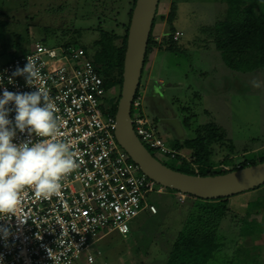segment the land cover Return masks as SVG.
Instances as JSON below:
<instances>
[{"label": "built area", "instance_id": "1", "mask_svg": "<svg viewBox=\"0 0 264 264\" xmlns=\"http://www.w3.org/2000/svg\"><path fill=\"white\" fill-rule=\"evenodd\" d=\"M182 35L177 29L172 40ZM113 88L81 47L35 42L0 57V264H74L81 256L93 263L106 234L125 236L141 212H157L150 194L165 188L118 144ZM143 95L138 88L132 101L133 129L146 147L175 159L147 127Z\"/></svg>", "mask_w": 264, "mask_h": 264}, {"label": "rangeland", "instance_id": "2", "mask_svg": "<svg viewBox=\"0 0 264 264\" xmlns=\"http://www.w3.org/2000/svg\"><path fill=\"white\" fill-rule=\"evenodd\" d=\"M128 1L131 0H0V57H7L9 52H29L35 42H42L50 47H81L91 58L95 51L94 41L99 38V27L124 32L122 24L128 22ZM170 5L175 11L172 26L183 35L174 43L177 54L164 56L168 69L164 74L165 86H159V98L169 103L171 111L180 120L185 139L198 140L204 148L210 145L213 149L210 162L214 167L225 157H228L226 163L229 165L244 163L245 159L259 160L264 155V68L235 73L215 49L210 29L225 19L227 0H159L152 33L162 23L160 14L167 15ZM163 21L166 26V18ZM146 71L147 57L139 82L141 90L144 89ZM167 84L173 86L169 88ZM112 93H118V87H114ZM147 95L149 92L146 95L144 92L142 101V114L149 121L147 127L178 155H187L182 151L185 148L193 152L181 144L178 132L167 127L166 132L162 129L155 118L157 110L151 109L145 100ZM164 106L160 104L161 110H165ZM146 148L168 166L190 170L189 166L181 167L180 159H170L148 146ZM176 193L167 188L161 193L150 194L157 213L141 212L131 221L134 228L125 236L110 232L97 242L99 254H95L93 263L81 256L74 264H165L170 245L190 206L187 197L179 202ZM256 199H264V185L229 199L231 213L228 217L233 216L234 220L232 223L224 220L226 246L216 253L211 264H228L227 255H232L237 245H244L239 229H234L231 224L238 222L247 203ZM255 206L253 203L249 208ZM252 217L257 222L253 226L255 232L247 238L256 244L258 252L263 250L259 255L264 263V249L259 246L264 244L261 230L264 212L252 214ZM236 236L239 237L237 242Z\"/></svg>", "mask_w": 264, "mask_h": 264}, {"label": "trees", "instance_id": "3", "mask_svg": "<svg viewBox=\"0 0 264 264\" xmlns=\"http://www.w3.org/2000/svg\"><path fill=\"white\" fill-rule=\"evenodd\" d=\"M227 2L228 8L225 19L218 21L210 29L215 49L221 53L224 63L235 72L246 73L264 68V0H227ZM128 4H130L128 22L122 24L124 32L117 33L114 29L107 30L103 29L102 26L99 27V38L94 41L95 51L91 56L95 68L103 79L104 86L106 88L118 87V97L113 108V114L116 112L120 95L127 30L135 0L128 1ZM174 12L173 5H170L167 15H160L159 19L166 18L167 22L161 48L167 46L169 50L175 51L178 49L174 43L178 41L172 40V33L177 30L172 26ZM119 40L120 42H118ZM156 44L151 29L145 57ZM208 128L211 129V127ZM184 144L193 151L189 159L187 160L178 154L175 159H180L181 167L183 165L189 166L190 170L171 168L188 174L202 176L221 174L239 169L236 168L237 164L242 168L264 161V155L259 160L245 159L244 163H236L232 165L230 170L223 171L211 164L210 158L213 149L209 147L210 145L208 147L205 145L204 148L198 140L187 139H185ZM185 160L191 165H187L188 162ZM227 160L228 157H225L220 162L226 163ZM258 188L261 186L252 190ZM187 198L190 206L181 229L170 245L165 264H211L216 259V253L223 251L226 246L227 234L224 236V220L231 223L234 220L233 216L228 217L231 213L228 206L230 198L212 200L192 196ZM253 203L256 204L255 208H249ZM247 204L244 215L238 222L231 224L234 229L235 227L239 229V237L242 238L244 245H237L232 255H227L228 264H233L234 261V264H264L259 255L263 250L258 252L256 244L250 241L251 238H247L255 232L253 226L254 223H257L252 214L264 212V199L249 201ZM133 228L134 225L131 223L130 231ZM261 230L264 232V228ZM239 237L236 236L235 240ZM263 245L259 244L264 249ZM258 258H260L261 263Z\"/></svg>", "mask_w": 264, "mask_h": 264}, {"label": "water", "instance_id": "4", "mask_svg": "<svg viewBox=\"0 0 264 264\" xmlns=\"http://www.w3.org/2000/svg\"><path fill=\"white\" fill-rule=\"evenodd\" d=\"M159 0H135L127 30L120 95L115 114V137L131 160L149 179L165 189L204 200L230 198L264 185V161L215 175L188 174L157 159L140 141L131 122V105L139 88L150 31ZM160 96L159 86L155 87ZM156 119L166 127L182 131L177 119L159 111ZM169 129V130H170ZM170 130V131H171ZM169 131V132H170Z\"/></svg>", "mask_w": 264, "mask_h": 264}, {"label": "crops", "instance_id": "5", "mask_svg": "<svg viewBox=\"0 0 264 264\" xmlns=\"http://www.w3.org/2000/svg\"><path fill=\"white\" fill-rule=\"evenodd\" d=\"M160 15H166V14H162L161 13ZM160 22H162V23L157 28L156 32H154V36H160L161 35V36L164 37V30L166 29V26H165V23L163 24V22H164L163 20H161ZM162 43H163L162 41L160 43L157 42V44L153 45V47L150 49V51L147 54V71H146V77L144 79V84H143L144 85V89H143V91L145 92V95L149 92V95H147L145 100H146L147 104L150 106L151 109H155L157 111L160 110V112L165 117H170V118L177 119V121L179 122V124L181 126V129H182V125L180 123V120L175 115V113L171 111V109H170L171 107H170L169 103L166 100H162L161 98L155 96V94H156L155 87L161 86V85L165 86L164 82H165L166 76H164V74H166L168 68L166 67V63L164 61L165 60L164 56L166 57V55L171 54V53L172 54H174V53L177 54V52H178L177 50H175V51L174 50H169L167 48V46H164V48H161V45H163ZM156 63H157V68L155 67ZM167 86L170 88L173 85L172 84H167ZM153 95H154V101L152 100V96ZM150 100H152V101H150ZM162 103H163V105H166V106H164V109L166 111L165 110H161L160 104H162ZM171 131H175V130L172 129ZM176 132H178L179 135H177V136L180 138L181 144H183L184 141H185L184 130L182 129V131H176ZM182 151L187 154V155H185L186 159H189V157H190L189 154L191 153V151H189L187 148H185ZM221 162H222V159H221Z\"/></svg>", "mask_w": 264, "mask_h": 264}, {"label": "clouds", "instance_id": "6", "mask_svg": "<svg viewBox=\"0 0 264 264\" xmlns=\"http://www.w3.org/2000/svg\"><path fill=\"white\" fill-rule=\"evenodd\" d=\"M227 164V163H226ZM232 166V165H231ZM217 167V166H216ZM176 192H178V191H176ZM157 213V212H156ZM151 214H155V213H151Z\"/></svg>", "mask_w": 264, "mask_h": 264}]
</instances>
